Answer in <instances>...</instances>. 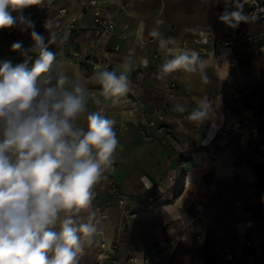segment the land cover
<instances>
[{
  "label": "crops",
  "instance_id": "obj_1",
  "mask_svg": "<svg viewBox=\"0 0 264 264\" xmlns=\"http://www.w3.org/2000/svg\"><path fill=\"white\" fill-rule=\"evenodd\" d=\"M110 2L116 33L125 32L127 41L111 38L107 47L118 42L121 49L103 63L120 71V66L127 62L129 80L140 78L138 95L136 98L104 95L101 86L92 79L95 71H82L66 58L71 53H78L82 60L88 57V40L82 33L69 34L66 30L50 44V50L56 53L53 73L62 72L86 81L88 111H102L115 121L114 131L120 145L112 167L95 186L90 208L60 213L53 230L59 231L60 222L66 218L77 225L90 221L96 224L98 232L91 243L84 240L79 264H98L103 259L100 242L114 247L112 251H103V256L108 257L103 264H131L130 258L136 259L137 264H241L237 259L225 263L222 256L226 252L237 253L238 248L231 240L241 243L249 235L261 233L255 219L264 216V162L258 161L257 153L264 154V141L251 147L237 134L218 137V131L222 121L231 124L239 119L243 129L263 132L264 122L259 123L254 117L264 114V49L258 51L256 45L241 44L223 49L216 57L200 55L208 61L204 71L209 81L203 79L199 70L190 72L184 68L162 76L160 65L176 53L155 58L156 42L160 38L174 39L175 44H169L173 46L182 40L191 42L200 30L209 31L216 39L226 37L227 25L219 16L225 10H236L233 0ZM59 6L52 9L51 17ZM66 8L67 17L56 19L54 27H63L73 17L79 18L81 26L90 23V11L80 3L70 0ZM30 14L31 11L23 12L24 17ZM153 28H158L159 38L149 34ZM259 28L249 25L251 31ZM33 30L48 40L49 33L38 24H34V29L19 30L15 39L25 50L34 43L28 38ZM6 38L4 29H0V57L25 58L28 51L24 55L10 51ZM148 39L154 41L147 43ZM188 50L199 49L191 43ZM229 54L242 57V61L237 66L228 65ZM225 63L228 67L216 66ZM172 82L176 84L174 91L168 88ZM237 89L244 97L242 106L232 116H225L223 110L233 106L231 95ZM170 93L172 98L168 97ZM203 97L210 101L208 115L202 120L188 119ZM248 99L255 102L252 112ZM153 109L162 112L161 119L151 127L148 122ZM78 124L86 127L87 121L82 117ZM216 138L219 141L214 143ZM118 197L125 199L127 205L153 199L155 207L131 211L125 217L117 206ZM199 197L208 202L204 215L199 214L195 205ZM239 199L241 205L236 207L235 201ZM256 264H264V239L257 247Z\"/></svg>",
  "mask_w": 264,
  "mask_h": 264
},
{
  "label": "clouds",
  "instance_id": "obj_2",
  "mask_svg": "<svg viewBox=\"0 0 264 264\" xmlns=\"http://www.w3.org/2000/svg\"><path fill=\"white\" fill-rule=\"evenodd\" d=\"M44 2L0 0V29L17 24L23 26L22 31L34 29V22L22 10ZM233 2L236 10H225L219 16L221 22L236 28L255 18V13H243L244 2ZM14 11L17 16L12 15ZM44 27L49 30L50 22ZM149 34L160 37L158 28ZM31 38L30 51L38 54L31 67L27 59L15 66L0 61V264H79L84 240L91 243L98 232L96 224L77 225L66 218L59 231L53 228L60 213L79 212L92 205L95 186L112 167L120 146L115 121L102 111H88L89 90L83 78L53 73L56 53L50 50L49 39L35 30ZM169 44L175 40L159 39L160 48L167 49ZM11 48L22 55L28 51L21 42ZM120 67L118 71L97 66L92 79L104 95L119 98L129 91V64ZM207 67L208 61L197 51L178 50L159 70L162 76L180 68L199 70L209 81ZM209 108L208 98H201L188 119H204ZM82 117L86 127L78 124Z\"/></svg>",
  "mask_w": 264,
  "mask_h": 264
},
{
  "label": "built area",
  "instance_id": "obj_3",
  "mask_svg": "<svg viewBox=\"0 0 264 264\" xmlns=\"http://www.w3.org/2000/svg\"><path fill=\"white\" fill-rule=\"evenodd\" d=\"M75 2L80 3L85 9L90 11L91 21L86 26H81L78 17H73L70 21L66 22L63 27H54V21L56 19H64L68 15V10L66 8V4L70 2V0H45L43 5H32L28 8L22 10V13L25 11H31L32 14L27 16L34 24H38L44 31L49 33L48 39L50 40V44L55 43L57 38L62 36L67 30V33H82L84 38L88 40V57L85 60H82L78 53H71L66 58L78 64L82 71L84 70H92L96 71L97 66L99 68H107L108 70L115 69L114 65L108 63L105 65L103 61H109L111 56L120 51L121 45L118 42L113 43L109 48L107 44L109 43L111 38H115V40H120L121 42L127 41V34L125 32L116 33L115 22L112 17V7L111 0H86L83 2L82 0H73ZM244 2L243 13L245 15H251L255 13V18L250 19L247 23L241 22L238 27L231 28L227 26V35L224 38L216 39L214 38L209 31L200 30L194 36V38L190 41L182 40L178 42L176 45H168L167 49H162L159 46V40L156 42L158 45L157 52L153 55L155 58L160 55H165L168 53H177V51H186L188 47L192 43L194 46L198 47L199 55H206L211 57H216L220 55V52L225 48H232L236 45L247 44V45H256V49L262 50L264 49V4L262 0H240V3ZM57 5H61L56 9V13L54 17L50 16V12ZM65 5V6H64ZM13 16H17L18 12H12ZM46 21H49L51 27L49 30H46L44 24ZM249 25H258L260 28L257 31H251L249 29ZM19 24L14 26L12 29L4 28V33L6 35V39L8 41V47L10 51H13L11 45L14 42H18L15 37L19 36V30L21 31ZM54 28V29H53ZM53 29V30H52ZM30 35V34H28ZM28 38H31L29 36ZM153 39H148L147 43H152ZM31 47H28V53L25 58L20 59L16 57L3 58L0 57V61H11V63L15 66L24 62L26 59L28 60L29 67H31L32 62L37 58V53L30 51ZM242 61V57L229 54L228 56V65L237 66ZM140 82L139 77H134L130 81L129 91L119 97H125L126 95H130L133 98L137 97V86ZM171 91L176 89V84L174 82L170 83L168 86ZM222 94V92H221ZM169 98L173 97V93L168 95ZM244 100L243 95L237 89L232 91L231 101L233 106L226 107L223 110L225 116H232L235 111H239L242 106V101ZM139 104V103H138ZM247 104L251 109V112L255 109V102L253 99H248ZM142 112L144 111L141 108ZM161 110L153 109L151 111V119L148 122V125L153 127L156 125L157 120L161 119ZM254 117V116H253ZM259 123L264 122V114H258L254 117ZM218 137H225L227 135H239L240 138L246 143L251 145V147H255L261 144L264 141V130L261 133H254L252 131L243 129L241 126V121L237 119L233 123L229 124L227 121H222L219 124ZM218 138L214 140V143H217ZM249 154H245V157H248ZM258 161L260 163L264 162V154L257 153ZM168 180H172L171 177H167ZM241 200L235 201V206L239 207L241 205ZM207 199L203 197L196 198L195 205L199 211L200 215H204L207 212ZM117 206L125 217L131 214V211L136 210H152L154 209L153 199H148L146 203L141 202H133L127 205L125 199L118 197L117 198ZM100 214V211H97ZM255 225L260 227L261 233L259 236L249 235V237L238 243L236 240H231L230 243L232 245H236L238 251L236 254L226 252L222 259L225 263H230L234 260L241 261V264H256L257 262V247L258 244L264 239V216L262 219H255ZM114 247L112 245H107L106 242H100L99 249L103 259L98 261V264H103V261L108 260L107 256H103V251H112ZM129 262L131 264H137V260L134 258H130Z\"/></svg>",
  "mask_w": 264,
  "mask_h": 264
}]
</instances>
